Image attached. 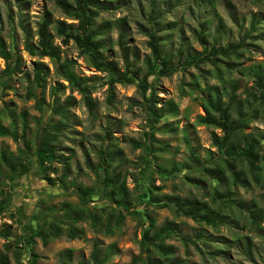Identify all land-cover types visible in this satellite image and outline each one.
Segmentation results:
<instances>
[{"label":"rangeland","instance_id":"rangeland-1","mask_svg":"<svg viewBox=\"0 0 264 264\" xmlns=\"http://www.w3.org/2000/svg\"><path fill=\"white\" fill-rule=\"evenodd\" d=\"M100 1L109 10L97 11L94 29L100 32L104 55L118 67L123 68L117 44L120 30L126 35L125 44L130 55L139 59L140 77L145 73L143 60L150 55L147 31H156L163 40V52L172 53L171 61L177 67L176 72L169 77L149 78L156 94L157 110L165 112V116L155 125L148 119L135 85H115L114 98L111 102L108 100L104 76L80 55L72 41L63 44L56 36L57 22H77L62 12L55 0H0V40L7 51L18 58L19 69L11 76L8 89L0 85V124L6 128L15 127L19 135L22 133V114L28 124L27 144L23 146L26 168L14 179L0 161V191L14 194L7 212L0 217V232L5 225H10L12 234L9 239L0 236V253L7 256L9 264H30L28 248L17 241L23 228L30 223L47 226L53 219H59L61 236L51 239L47 245L35 239L36 264H92L90 254L96 245L100 257L106 258L104 264H147L137 260L139 257L146 259V256L158 264L172 261L180 264H264V181L253 180L248 167H243L248 179L244 187H231V183L225 180L214 183L205 179V182L196 183L199 173L194 169H186L178 176H162L152 169L154 165L166 169L179 164L190 165L191 148L195 149L201 162L208 153L217 154L212 146V134L219 137L223 134L218 129L197 125L196 117L205 114L203 98L209 93L217 94L227 105L233 92L236 100L245 104L248 94L255 91L250 68L264 67V0ZM44 19L50 23L48 30L58 48L60 62L74 61L73 69L78 77L100 79L90 92L93 113L88 111L82 96L56 74L49 58L32 55L27 49V44L36 47L37 29ZM252 19L256 20V27L250 33ZM200 32L205 34L207 47L235 45L242 39L244 44L236 56L219 57L213 63L181 64L187 57L202 54L203 48L198 40ZM248 32L246 38L244 35ZM179 50L181 57L178 60ZM37 63H43L48 72L41 101L26 98ZM5 67L0 58V78ZM58 84L61 89L53 101L50 91ZM55 104L66 109L65 116L51 113ZM172 104L177 106L174 116L170 112ZM42 117L66 125L57 134L55 142L58 156L62 158L53 165L56 172L49 174L54 179L65 176L64 185L58 182L51 187L44 181L35 155ZM235 118L234 111L232 119ZM107 129L111 132L109 139ZM152 132L154 156L145 149L147 134ZM263 132L264 121L260 115L244 128L241 137L259 140ZM102 145L111 146L115 153L116 161L111 172L121 173L131 197L140 196V202H133L130 209L123 212L120 224L109 218L115 208L110 199L92 196L91 202L85 203L75 191V187L96 186L92 170L97 165L98 150ZM258 151L262 155L264 142ZM1 152L17 153V143L10 137H0ZM145 166L150 169L142 177L140 189L136 181ZM152 187L162 189L156 192L160 199L167 196L181 200L197 198L206 202H210L209 193L214 188L230 190L234 195L233 204L222 209L225 223L213 227L177 216L171 209L159 208V204L147 205L148 191ZM239 203L258 216L256 224L237 208ZM95 206L104 210L95 211ZM66 207L75 212L96 213L100 221L94 226L83 215L77 222H71L66 218ZM39 212H43L42 217L34 223L31 217ZM150 218L154 220L151 234L165 227L173 230V234L161 243L164 251L169 253L167 258L156 249L150 248L144 253L140 247L143 230L148 227ZM69 228H72L74 238L68 235ZM197 235L201 237L197 238Z\"/></svg>","mask_w":264,"mask_h":264},{"label":"trees","instance_id":"trees-1","mask_svg":"<svg viewBox=\"0 0 264 264\" xmlns=\"http://www.w3.org/2000/svg\"><path fill=\"white\" fill-rule=\"evenodd\" d=\"M57 7L71 20L77 22V24H65L64 22H57L55 25L56 36L62 39L63 44H68L72 41L78 49L80 55L84 56L92 68L96 72L101 73L104 76L105 83L108 86V100L111 102L114 98L115 85H135L138 93L142 98V109L147 115L148 119L155 125L165 116V112L157 110L156 107V94L153 84L149 82V78L156 77H169L176 72L177 67H174L171 56L172 53H164L162 47V38L157 35V32L150 30L146 32L148 37L147 47L150 50V55L143 60V66L145 73L140 77V69L137 68L139 59L136 55H130L129 49L125 44L126 35L120 30L117 44L119 46L121 59L123 62V68L111 61L110 58L104 55V44L100 39V32L94 29V22L97 18L98 10H109L105 4H101L100 0H55ZM49 21L44 19L38 26L37 36L38 41L36 47H30L27 44V49L32 55L38 54L41 58H49L55 68V72L58 76L65 79L70 89L77 91L88 108L90 113H93L94 104L90 97V92L96 87L100 79L97 77L81 78L74 73V61H62L60 62L58 48L54 45L52 35L49 33ZM222 24H220L221 28ZM256 20L250 21V30H255ZM244 35L249 37L250 33ZM198 40L203 48L202 54L196 57H187L181 64H193L195 62L213 63L217 58H226L229 56L237 55L238 51L242 48L244 40L238 44H229L225 47L210 46L207 47V41L205 34L200 32L198 34ZM181 50L178 51L179 60L181 57ZM0 58L5 62V69L2 72L0 78V85L3 89L9 88V80L11 76L19 71L18 58L9 53L0 40ZM264 67H252L250 68L251 74L254 77L255 91H251L248 97L245 99V104H242L236 100L235 93L233 92L229 96V102L224 105L217 94L209 93L207 98H203L204 115H198L196 117V124L209 126L214 129H218L223 134L221 137L215 133L212 134V146L216 148L217 154L208 153L207 157L201 162L199 161L195 149L191 148L189 153L190 165L179 164L166 169L161 165H154L152 167L157 173L162 176H178L183 171L194 169L199 173V178L196 179V183L205 182V179H210V182L220 183L225 180L233 185L245 186L248 181L247 176L243 170V167H248V171L252 174V179L256 181H264V152L260 155L258 148H261V142H264V132L260 136L259 140L251 138L246 140L241 137L243 130L250 122L258 119L260 115L263 116L264 121ZM48 72L46 71L43 63H37L34 68V75L31 81V87L28 89L26 98L35 99L41 101L45 94L46 78ZM61 85H57L51 88V96L53 101L57 93L60 91ZM149 93L148 97H146ZM52 114H57L61 117L65 116L66 109L57 106L56 104L51 108ZM236 113V118L232 119L233 112ZM170 112L172 115H176L177 106L170 105ZM22 133L18 134L15 127L6 128L0 124V137H10L17 143V153L7 154L6 152L0 153V161L7 168L12 178H17L18 174L26 168L23 146L27 144L25 139L28 124L26 122L25 114H22ZM66 125L62 122L55 124L50 119L42 117L39 122L37 144H36V157L38 164L43 173V179L51 187H54L59 182L61 185L65 183V176L57 178H51L50 173L56 172L53 165L58 162V156L55 142L57 140V134L61 133ZM106 136L109 139L111 132L106 130ZM154 132L147 134V143L145 149L150 156H154L153 143ZM139 147L141 145H138ZM151 158V157H150ZM154 159V157H153ZM116 161V156L111 146L102 145L98 150V162L93 173L95 175L96 186L93 188L87 187H75V191L78 196L85 203H90L92 196H99L102 198L110 199L115 205V208L111 210L109 214L110 220H114L116 224H120L123 220V212L128 211L133 202H140V196L136 198L131 197L130 193L125 185V181L122 178L121 173L111 172L113 163ZM193 163V165H191ZM150 167H144L139 173V178L136 184L141 189L140 181L142 177ZM19 172V173H18ZM229 175V177L227 176ZM194 180V179H193ZM74 187V186H72ZM101 189V190H100ZM100 190V191H99ZM162 189L159 187H152L149 189V199L147 205L159 204V208H168L174 211L177 216L189 218L192 221L199 224H206L216 227L224 224L225 219L222 214V209H228L232 206L233 193L230 190L219 191L214 188L209 193L210 202H206L197 198L183 200L175 197L164 196L160 199L156 192H160ZM0 217L3 216L8 207L11 205L14 194L5 193L0 191ZM93 202V201H92ZM95 211L104 210L103 207H93ZM238 209L243 211L252 219L253 224H256L258 216L249 211L245 206L239 203ZM69 209V210H68ZM118 209V210H117ZM66 218L71 222H77L78 218L86 215L95 226L99 223L100 219L96 213L79 211L75 212L70 207L64 209ZM43 212L32 216V221L37 222L42 217ZM116 214V216H115ZM60 220H52L47 226H38L35 224L25 225L23 228V234L19 235L17 241L19 244L27 247L30 255V264H36L38 256L34 252L35 239H40L44 245H47L51 239L61 236L62 228L59 225ZM110 222V221H109ZM154 226V220L149 219L148 227L143 230L142 240L140 241V247L144 253H148L150 248L156 249L159 254L167 258L168 251H164L161 243L162 241L173 234V230L170 227L162 228L160 231L152 233ZM110 227V224H109ZM10 225H5L0 232V236L3 239H9L12 236L10 231ZM68 235L74 238V232L72 228L68 229ZM201 236L197 235V238ZM189 243H192L190 241ZM90 259L92 264H104L106 258L100 257L97 245L94 246ZM137 260L146 261L147 264H158L151 262L149 257L146 259L139 257ZM0 264H9L8 258L5 254L0 253ZM65 264V263H62ZM86 264V263H80ZM169 264H180L178 261H172Z\"/></svg>","mask_w":264,"mask_h":264}]
</instances>
